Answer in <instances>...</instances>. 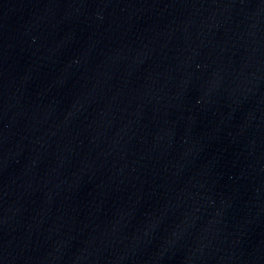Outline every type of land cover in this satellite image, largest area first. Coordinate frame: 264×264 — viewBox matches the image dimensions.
<instances>
[{
	"label": "water",
	"instance_id": "95a60500",
	"mask_svg": "<svg viewBox=\"0 0 264 264\" xmlns=\"http://www.w3.org/2000/svg\"><path fill=\"white\" fill-rule=\"evenodd\" d=\"M0 264H264V0H0Z\"/></svg>",
	"mask_w": 264,
	"mask_h": 264
}]
</instances>
